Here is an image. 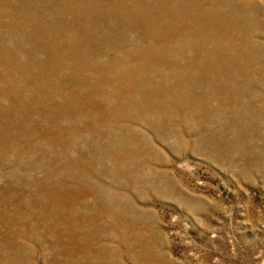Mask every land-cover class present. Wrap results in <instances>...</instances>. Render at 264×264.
Returning a JSON list of instances; mask_svg holds the SVG:
<instances>
[{
    "label": "rangeland",
    "instance_id": "374dc122",
    "mask_svg": "<svg viewBox=\"0 0 264 264\" xmlns=\"http://www.w3.org/2000/svg\"><path fill=\"white\" fill-rule=\"evenodd\" d=\"M0 264H264V0H0Z\"/></svg>",
    "mask_w": 264,
    "mask_h": 264
},
{
    "label": "bare ground",
    "instance_id": "6f19581e",
    "mask_svg": "<svg viewBox=\"0 0 264 264\" xmlns=\"http://www.w3.org/2000/svg\"><path fill=\"white\" fill-rule=\"evenodd\" d=\"M143 25V24H142Z\"/></svg>",
    "mask_w": 264,
    "mask_h": 264
}]
</instances>
